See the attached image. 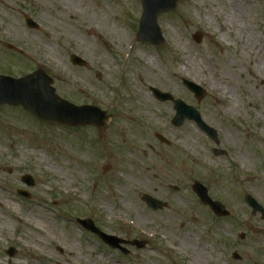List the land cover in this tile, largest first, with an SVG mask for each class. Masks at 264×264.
<instances>
[{"label": "rangeland", "instance_id": "1", "mask_svg": "<svg viewBox=\"0 0 264 264\" xmlns=\"http://www.w3.org/2000/svg\"><path fill=\"white\" fill-rule=\"evenodd\" d=\"M177 2L159 16L165 43L156 46L137 39L141 0H0V74L41 69L62 98L111 115L104 127L76 128L0 107V264L114 263L70 223L87 208L114 229L122 223L123 237L151 241L116 264H264V219L245 202L264 207V0ZM185 80L201 85L200 101ZM152 88L197 109L219 144L193 121L175 126L174 102ZM195 181L228 216L199 200ZM145 194L169 207L152 212Z\"/></svg>", "mask_w": 264, "mask_h": 264}, {"label": "water", "instance_id": "2", "mask_svg": "<svg viewBox=\"0 0 264 264\" xmlns=\"http://www.w3.org/2000/svg\"><path fill=\"white\" fill-rule=\"evenodd\" d=\"M143 5V14L141 17L138 39L149 42L153 45H163L165 38L158 24V17L161 13H169L176 9L177 0H141ZM30 26H36L31 18H27ZM197 41H200V35H194ZM71 61L75 65L85 66L87 62L77 56L71 55ZM52 78L44 71H35L23 78H13L10 76H0V106L10 105L23 107L27 112L36 116L43 121L58 122L68 126H87L95 125L104 127L111 119L106 111L92 105H75L62 97H60L55 88L51 85ZM186 86L195 93V96L201 100L205 96V91L202 87L192 81L185 80ZM153 92L160 100H173L169 93H163L159 89L153 88ZM176 116L173 119V124L181 126L186 119L194 121L199 128L206 134L217 140L216 130L208 125L201 117L200 113L192 106L187 105L182 100H175ZM161 140L165 139L158 136ZM108 167H106L107 169ZM25 181L33 184V179L30 176L24 177ZM194 189L200 196L202 201L208 203L218 215H227L223 204L218 201H212L208 196L207 189L200 182H195ZM27 195L26 193H23ZM144 200L155 208H163L164 203L146 195ZM246 202L253 208V212H261L264 218V208L257 200L251 196H246ZM93 223L90 222L92 225ZM244 237V235H242ZM111 238V237H108ZM14 253L13 251L11 252ZM234 258H239L237 253H234Z\"/></svg>", "mask_w": 264, "mask_h": 264}, {"label": "flooded vegetation", "instance_id": "3", "mask_svg": "<svg viewBox=\"0 0 264 264\" xmlns=\"http://www.w3.org/2000/svg\"><path fill=\"white\" fill-rule=\"evenodd\" d=\"M219 152L221 153L222 156H225V157H227L229 155L228 151L225 149L221 150ZM237 162H239V161H237ZM178 189L179 188L177 186H176V188H174V190H178ZM155 198H157V197H155ZM159 200H161L163 203H165L166 206L164 208H161V209H154V208L148 206L152 210V212H154V213H163L164 209L169 207V204L167 201L162 200V199H159ZM207 207H209V206H207ZM210 210H211V208H210ZM97 213L98 212H93V209H88V208L83 209L80 212L74 210L73 215L70 218V223L73 227H75L78 230H80L81 232H83L85 242H86V245H85L86 248L94 247L92 245H96L100 248V254L102 256L105 255V258H102V259H106V261H107L109 259L106 257H110L111 259L114 260V263L111 262V264H116L117 262H119V260H117V257L131 258V260H133V256L135 254H137L139 251L146 250L147 248H150L149 246L151 244V241L149 239H147V238L143 239L140 236L131 237L129 235L126 237H123L121 232H119L121 230L122 223L117 222L118 224H115V226L117 228L114 229L115 227L105 223L106 220H102L101 218H98L97 216H99V215ZM89 219H91L94 222V224L99 228V231H93L89 227H86L85 224L81 223V220L87 221ZM100 231L103 233H107L109 235H115V236H117V238L115 240H105L101 236ZM120 239H122V240H120ZM133 240H138L139 244L143 245V246H140L137 244L132 245L131 242ZM80 258H83L85 260H90V258H92V256L89 253H85L84 255H81Z\"/></svg>", "mask_w": 264, "mask_h": 264}, {"label": "bare ground", "instance_id": "4", "mask_svg": "<svg viewBox=\"0 0 264 264\" xmlns=\"http://www.w3.org/2000/svg\"><path fill=\"white\" fill-rule=\"evenodd\" d=\"M225 25H227L228 26V24H225ZM123 36V35H122ZM121 36V37H122ZM120 37V38H121ZM32 224H34L36 227H39V226H41L40 228H45L46 227V224L44 223V222H42V221H37V220H35V221H30Z\"/></svg>", "mask_w": 264, "mask_h": 264}]
</instances>
